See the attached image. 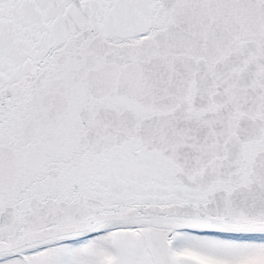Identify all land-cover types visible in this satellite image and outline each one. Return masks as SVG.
<instances>
[{
	"label": "snow or ice",
	"instance_id": "snow-or-ice-1",
	"mask_svg": "<svg viewBox=\"0 0 264 264\" xmlns=\"http://www.w3.org/2000/svg\"><path fill=\"white\" fill-rule=\"evenodd\" d=\"M0 264H264V0H0Z\"/></svg>",
	"mask_w": 264,
	"mask_h": 264
}]
</instances>
